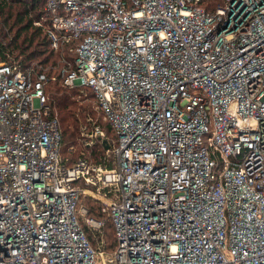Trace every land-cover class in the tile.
<instances>
[{"label": "built area", "instance_id": "1", "mask_svg": "<svg viewBox=\"0 0 264 264\" xmlns=\"http://www.w3.org/2000/svg\"><path fill=\"white\" fill-rule=\"evenodd\" d=\"M34 23L116 139L84 124L112 160L70 162L46 68L0 60V264H264V0H44Z\"/></svg>", "mask_w": 264, "mask_h": 264}, {"label": "trees", "instance_id": "2", "mask_svg": "<svg viewBox=\"0 0 264 264\" xmlns=\"http://www.w3.org/2000/svg\"><path fill=\"white\" fill-rule=\"evenodd\" d=\"M43 6L44 0H0L3 22V28H0V60L4 59L20 67L37 61L42 68H46L44 72L47 82L43 92L49 113L55 117L61 135L62 156H69L70 162L78 156H85L95 163H103L105 159L111 161L112 156L105 153L102 140H96L90 147L83 143L81 126L84 124L101 126L107 133L106 141L110 143L116 139L114 129L108 121L100 118L102 113L96 110V97L90 88L68 87L59 78L56 68L58 54L49 46L44 29L34 23L40 18ZM81 206L87 208L86 216L104 220L103 231L99 233L84 222V216L78 215L91 245L97 248L103 239L105 248L112 250L116 244L114 228L108 214L102 212L101 203L87 195H80L77 209Z\"/></svg>", "mask_w": 264, "mask_h": 264}, {"label": "rangeland", "instance_id": "3", "mask_svg": "<svg viewBox=\"0 0 264 264\" xmlns=\"http://www.w3.org/2000/svg\"><path fill=\"white\" fill-rule=\"evenodd\" d=\"M0 28H3V22H2V16L1 15H0ZM45 67H48L49 68V66H45ZM96 110H97V108H96ZM100 118L102 119V116H100ZM102 121H103V119H102ZM66 157H68L70 159L69 156H66Z\"/></svg>", "mask_w": 264, "mask_h": 264}]
</instances>
